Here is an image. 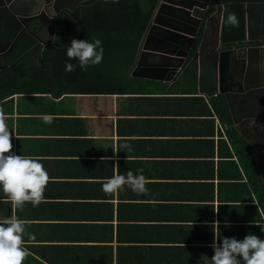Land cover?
Returning <instances> with one entry per match:
<instances>
[{
    "label": "crops",
    "instance_id": "obj_1",
    "mask_svg": "<svg viewBox=\"0 0 264 264\" xmlns=\"http://www.w3.org/2000/svg\"><path fill=\"white\" fill-rule=\"evenodd\" d=\"M212 17L208 35L220 24L218 10ZM31 28L36 31L37 25ZM257 32L264 33V24L262 30L251 26L254 44L247 46L261 45ZM43 36L50 40L52 34ZM236 48L247 58V51ZM45 51L46 46L42 58ZM211 53L214 46L204 48L170 80L132 75L129 93L16 92L0 100L11 152L39 157L49 176L36 207L30 202L14 207L0 192V220L24 222L29 255L23 264H203L202 255H214V239L217 244L224 237L242 240L249 232L264 239L259 171L264 150L255 154L236 128L233 118L244 115L245 99L219 93ZM7 57L0 56V65ZM31 57L39 60L36 52ZM144 58V65L167 60ZM251 66L258 82L255 72L264 70V59ZM45 114L52 116L51 124L43 122ZM241 130L252 140L249 126ZM243 147L252 152L254 165L243 164ZM129 170H142L147 193L127 186L102 190L108 178ZM253 170L260 179L257 188L248 175Z\"/></svg>",
    "mask_w": 264,
    "mask_h": 264
},
{
    "label": "trees",
    "instance_id": "obj_2",
    "mask_svg": "<svg viewBox=\"0 0 264 264\" xmlns=\"http://www.w3.org/2000/svg\"><path fill=\"white\" fill-rule=\"evenodd\" d=\"M160 0H89L75 12L63 11L56 20V36L53 43L47 45L41 65H37L28 51L37 40L22 25L18 18L7 8L0 9V41L13 42V55H8L0 70V100L16 92L51 93L77 92L90 94L129 93L128 80L133 79L132 70L139 44L149 28ZM207 17H211L223 6L221 39L227 48L244 47L254 44L247 40V18L251 26L264 24V0H211ZM228 13H234L237 24H226ZM201 30L189 62L194 58L200 44ZM96 37L102 40L104 55L102 62L89 66L87 70L79 67L65 72L68 57L65 48L72 38L84 40ZM78 64L77 61H70ZM204 65V63H203ZM205 67V65H204ZM206 74V72H204ZM243 164L254 165V156L250 149L239 150ZM249 172V171H248ZM253 176L256 188L260 179L256 170L248 174Z\"/></svg>",
    "mask_w": 264,
    "mask_h": 264
},
{
    "label": "water",
    "instance_id": "obj_3",
    "mask_svg": "<svg viewBox=\"0 0 264 264\" xmlns=\"http://www.w3.org/2000/svg\"><path fill=\"white\" fill-rule=\"evenodd\" d=\"M86 1L89 0H0V9L7 8L20 21L21 30H28L36 38L37 43L28 51V54L36 52L39 55L40 64L44 46L55 40L56 20L59 14L63 11L75 12ZM210 2L211 0H160L145 33L144 45L137 67L132 73L133 77L155 80L173 78L188 61L198 33L202 30L199 51L194 55L193 60L199 59L208 38L209 25L212 27L213 15L207 17L206 14L210 9ZM217 10L220 13L219 28L215 32L217 44L214 47L215 53H211L209 59L218 70L219 93L226 97L245 99V104L242 106L244 115L239 119L233 118V121L257 154L258 151L264 150V70L262 72L256 70L255 79H258L256 82L252 78L251 62L258 57L264 59V37L259 39L260 46L241 47L243 52H248L247 58H243L238 53L240 48H227L222 42L221 21L223 22L224 7L220 6ZM28 19L36 21V31H32ZM257 27L262 30V25L258 24ZM46 30L52 34L50 41L43 39ZM250 34L251 21L247 18V40L254 43ZM18 35L19 32L14 35L12 41L0 42V56L6 52L13 55V42ZM166 47H171L173 50L167 52ZM145 55L174 60L176 63L144 65L141 60ZM4 67V64L0 65V70ZM245 126L251 129L249 136L252 140L241 130V127ZM260 164L259 171L264 180V163L260 162Z\"/></svg>",
    "mask_w": 264,
    "mask_h": 264
},
{
    "label": "clouds",
    "instance_id": "obj_4",
    "mask_svg": "<svg viewBox=\"0 0 264 264\" xmlns=\"http://www.w3.org/2000/svg\"><path fill=\"white\" fill-rule=\"evenodd\" d=\"M115 2V0H113ZM226 24L235 26L237 18L234 13H228ZM68 62L65 72H72L79 67L87 70L89 66H96L102 62L104 47L102 40L90 37L84 40L72 38L65 48ZM75 60L78 64L70 61ZM52 116L45 114L43 122L52 123ZM10 129L0 120V192L12 202L14 207L22 208L25 202L33 207L43 200L45 186L48 183V172L40 162V158L17 155L11 152L12 143ZM123 148L131 151L130 145ZM146 178L142 170L134 174L131 170L127 175H114L102 185L106 193L116 192L127 186L138 194L147 193ZM218 222H213L217 226ZM227 226V225H226ZM264 232V227L261 228ZM24 222L18 218L0 220V264H23L29 255L28 249L23 247ZM216 238H220L214 232ZM211 247L214 255L209 259L202 255L203 264H264V239L249 232L242 240L235 237H224L217 244L214 239Z\"/></svg>",
    "mask_w": 264,
    "mask_h": 264
},
{
    "label": "flooded vegetation",
    "instance_id": "obj_5",
    "mask_svg": "<svg viewBox=\"0 0 264 264\" xmlns=\"http://www.w3.org/2000/svg\"><path fill=\"white\" fill-rule=\"evenodd\" d=\"M28 23L31 25V26H35L36 25V21H33L32 19H28ZM34 31V30H33ZM45 33H49L48 32V30H46V32ZM199 34V33H198ZM257 34V36H258V39L257 40H259V39H261V38H263L264 37V35H262L261 33L259 34V32H257L256 33ZM260 35V36H259ZM55 36H56V32H55ZM44 37V36H43ZM47 39H48V37H47ZM197 39H198V36H197V38H196V40H195V44H194V46L196 45V42H197ZM44 40L45 41H50V40H46V37L44 38ZM0 42H2V41H0ZM217 44V42H216V37H215V34L214 33H212L211 35H208V41H207V43H206V46H205V49H206V51L207 50H209L211 47H215V45ZM47 45H49V44H47ZM47 45H46V47H47ZM200 45V44H199ZM0 47H1V45H0ZM194 48V47H193ZM166 50H167V52H171L173 49L171 48V47H166ZM7 51H8V49H7ZM199 51V46H198V50H197V52ZM205 53V52H204ZM4 55H10L11 56V53L9 52H6V53H4L3 54V56ZM3 58V57H2ZM144 61H146L147 62V59L146 58H144ZM174 63V60H169V59H167V60H163V61H161V63L160 64H166V65H170V64H173ZM153 64H155V63H153Z\"/></svg>",
    "mask_w": 264,
    "mask_h": 264
},
{
    "label": "built area",
    "instance_id": "obj_6",
    "mask_svg": "<svg viewBox=\"0 0 264 264\" xmlns=\"http://www.w3.org/2000/svg\"><path fill=\"white\" fill-rule=\"evenodd\" d=\"M215 96H217V94H215Z\"/></svg>",
    "mask_w": 264,
    "mask_h": 264
}]
</instances>
